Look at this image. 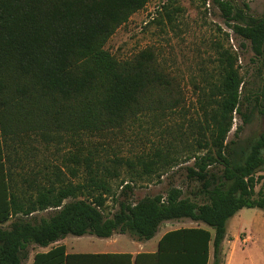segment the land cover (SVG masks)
<instances>
[{
    "label": "trees",
    "instance_id": "trees-1",
    "mask_svg": "<svg viewBox=\"0 0 264 264\" xmlns=\"http://www.w3.org/2000/svg\"><path fill=\"white\" fill-rule=\"evenodd\" d=\"M146 3L147 0H0V264H22L27 259L28 246H47L67 235L108 238L120 233L145 241L156 234L161 223L186 219L213 230V236L204 228L169 231L160 238L155 253L138 254L133 262L129 255L66 254L64 246H57L47 253L35 254L32 264H208L210 242L213 264H219L227 221L241 209H261L248 199L252 174L261 160L252 157L232 164L225 155V139L241 84L229 60L220 86L219 109L209 129L210 142L198 144L205 154L194 158L196 172L190 171L200 183L199 189L190 193L192 200L183 198V193L174 188L164 196L125 203L132 188L122 186L116 196L109 186L116 172L107 167L103 171L93 169L89 158H85L84 183L60 190L54 201L49 200L54 193L50 184L48 188L40 187L36 198L27 200L31 209L19 210L20 194L14 182L15 177L20 179V173H13L9 166L10 132H17L20 121H27L34 112L49 115L52 111L57 119L67 105L92 93L96 72L82 69L81 62ZM234 31L251 42L256 54L263 52L264 21L234 27ZM167 86V78L150 51H142L116 66L99 100L102 126L119 129L152 104H160ZM261 91L264 97V87ZM154 96L159 98L154 101ZM260 148H264V130L258 137L257 152ZM113 163L120 165L121 159L114 157ZM151 165L142 162L138 176L149 175ZM215 165L222 170L210 171L209 167ZM127 167L131 165L127 163ZM108 196L113 197L112 201L119 197L124 200L117 202L113 213L105 214ZM68 198L72 200L64 204ZM48 210L53 213L47 219H32L34 214ZM15 214L25 219L9 229L3 228Z\"/></svg>",
    "mask_w": 264,
    "mask_h": 264
},
{
    "label": "rangeland",
    "instance_id": "rangeland-1",
    "mask_svg": "<svg viewBox=\"0 0 264 264\" xmlns=\"http://www.w3.org/2000/svg\"><path fill=\"white\" fill-rule=\"evenodd\" d=\"M257 21H264V0H147L81 62L82 69L96 72L92 93L67 105L57 119L52 111L49 115L34 112L27 121H20L17 132H10L9 166L13 173H20V179L15 177L14 182L19 191L15 193L20 194L19 210L31 209L28 201L36 198L40 187L50 184L54 193L49 200L54 201L60 190L84 183L85 158L93 169L103 171L107 167L116 172L117 177L109 180L116 196L122 186L132 188L125 203L164 196L174 188L183 193V198L192 200L190 193L197 191L200 183L190 171L196 172L194 158L205 154L198 144L210 142L209 129L219 109L220 86L229 60L241 84L225 139V155L232 164L252 157L261 160L252 174L248 199L264 210V148L256 150L264 130V48L256 54L251 42L234 31V27ZM142 51L152 52L167 78L162 102L152 104L119 129H105L99 100L110 73ZM157 98L154 96V101ZM114 157L121 159L120 165L113 163ZM142 162L156 165L150 166L149 175L140 178ZM209 170L221 171L222 167L215 165ZM112 199L106 198L105 214L113 213L117 202L124 200ZM195 201L202 203L200 199ZM48 211L34 214L32 219H47L53 213ZM260 213L244 209L239 218H230L226 225H234L241 218L242 231L255 238ZM24 219V215L15 214L3 228ZM181 222L192 223L187 219ZM34 248L28 246L29 255L23 264H28Z\"/></svg>",
    "mask_w": 264,
    "mask_h": 264
},
{
    "label": "crops",
    "instance_id": "crops-1",
    "mask_svg": "<svg viewBox=\"0 0 264 264\" xmlns=\"http://www.w3.org/2000/svg\"><path fill=\"white\" fill-rule=\"evenodd\" d=\"M242 210L244 209L239 210L232 218H239V214ZM257 210L261 213L257 218V223L259 225L255 238L252 234L246 235L244 231H242L241 218L237 220L234 225H226L224 239L221 243L219 264H264V210ZM181 221L182 220L161 223L156 234L151 239L145 241L137 240L127 234L120 233H114L108 238L84 235L81 237L72 236L76 239H70L71 235H67L47 246L33 245L35 251L33 255L30 256L28 264H32L35 254L47 253L57 246H64L66 254L129 255L131 256V262H133L134 257L138 254L155 253L160 238L169 231L184 228H204L209 230L211 236H213V231L201 223L192 222L190 224L182 223ZM79 238L82 239L80 242L77 241ZM249 244H253L252 247H248ZM213 262V248L210 242L208 264H213Z\"/></svg>",
    "mask_w": 264,
    "mask_h": 264
}]
</instances>
